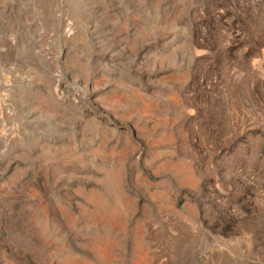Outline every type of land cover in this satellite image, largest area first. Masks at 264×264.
Segmentation results:
<instances>
[{
    "label": "rangeland",
    "instance_id": "374dc122",
    "mask_svg": "<svg viewBox=\"0 0 264 264\" xmlns=\"http://www.w3.org/2000/svg\"><path fill=\"white\" fill-rule=\"evenodd\" d=\"M0 78V264H264V0H0Z\"/></svg>",
    "mask_w": 264,
    "mask_h": 264
},
{
    "label": "built area",
    "instance_id": "2783aa9c",
    "mask_svg": "<svg viewBox=\"0 0 264 264\" xmlns=\"http://www.w3.org/2000/svg\"><path fill=\"white\" fill-rule=\"evenodd\" d=\"M11 89V84L4 78H0V128L2 130H10L12 127L17 129L21 126L23 120L21 117L20 123L17 121L18 117L13 99L11 98ZM27 118L29 117L27 116ZM13 137L14 135L11 137L5 135L2 140L0 139V144H9Z\"/></svg>",
    "mask_w": 264,
    "mask_h": 264
}]
</instances>
